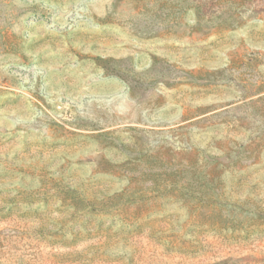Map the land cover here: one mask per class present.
Here are the masks:
<instances>
[{"label":"rangeland","instance_id":"rangeland-1","mask_svg":"<svg viewBox=\"0 0 264 264\" xmlns=\"http://www.w3.org/2000/svg\"><path fill=\"white\" fill-rule=\"evenodd\" d=\"M0 264H264V0H0Z\"/></svg>","mask_w":264,"mask_h":264}]
</instances>
